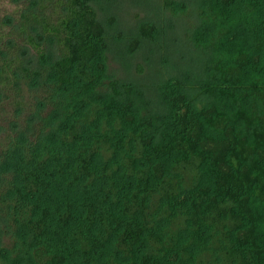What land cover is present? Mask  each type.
<instances>
[{
  "label": "trees",
  "instance_id": "obj_1",
  "mask_svg": "<svg viewBox=\"0 0 264 264\" xmlns=\"http://www.w3.org/2000/svg\"><path fill=\"white\" fill-rule=\"evenodd\" d=\"M90 2L0 6V264H264V0H158L187 23L148 85L107 42L161 31Z\"/></svg>",
  "mask_w": 264,
  "mask_h": 264
},
{
  "label": "rangeland",
  "instance_id": "obj_2",
  "mask_svg": "<svg viewBox=\"0 0 264 264\" xmlns=\"http://www.w3.org/2000/svg\"><path fill=\"white\" fill-rule=\"evenodd\" d=\"M115 1V2H114ZM92 0L91 7L96 12L98 18L106 17L109 9H113V15L116 18V29L123 36L134 30L136 23H150L161 31L158 36L159 46L157 43L142 40L139 48L131 57L124 58L117 51L119 45L123 42H107V74L118 80L136 85H148L151 82H157L166 73L164 67L168 59L173 57L176 62L183 56L184 42L181 38L182 28L187 22H179L177 19L170 18L164 14L159 7L158 0ZM183 6L190 7L193 0H174ZM0 6L4 10H11L6 5V0H0ZM192 8V7H191ZM99 20V24L104 22ZM157 42V41H155ZM120 60V61H119ZM181 61V60H180ZM179 61V62H180ZM136 67H140L141 71L136 72ZM184 70V69H183ZM148 99L153 100V95H147L145 88L142 89ZM6 116L4 115V118ZM0 125H3L1 122ZM1 137V134H0Z\"/></svg>",
  "mask_w": 264,
  "mask_h": 264
}]
</instances>
